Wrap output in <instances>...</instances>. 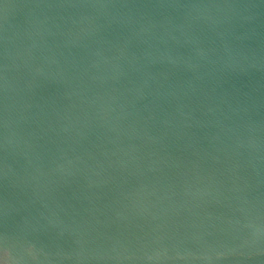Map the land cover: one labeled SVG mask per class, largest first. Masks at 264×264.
<instances>
[{
  "label": "water",
  "instance_id": "obj_1",
  "mask_svg": "<svg viewBox=\"0 0 264 264\" xmlns=\"http://www.w3.org/2000/svg\"><path fill=\"white\" fill-rule=\"evenodd\" d=\"M0 264H264V0H0Z\"/></svg>",
  "mask_w": 264,
  "mask_h": 264
}]
</instances>
